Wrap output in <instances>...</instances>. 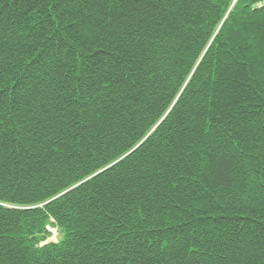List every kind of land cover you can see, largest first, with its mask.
<instances>
[{"label": "trees", "instance_id": "obj_1", "mask_svg": "<svg viewBox=\"0 0 264 264\" xmlns=\"http://www.w3.org/2000/svg\"><path fill=\"white\" fill-rule=\"evenodd\" d=\"M0 264H264V0H0Z\"/></svg>", "mask_w": 264, "mask_h": 264}, {"label": "rangeland", "instance_id": "obj_2", "mask_svg": "<svg viewBox=\"0 0 264 264\" xmlns=\"http://www.w3.org/2000/svg\"><path fill=\"white\" fill-rule=\"evenodd\" d=\"M48 231L51 233V237L48 239V241L56 243L58 240V233H57L56 229L48 228Z\"/></svg>", "mask_w": 264, "mask_h": 264}]
</instances>
